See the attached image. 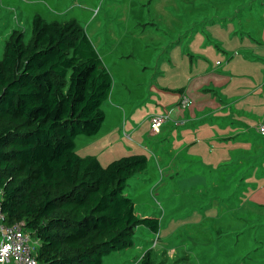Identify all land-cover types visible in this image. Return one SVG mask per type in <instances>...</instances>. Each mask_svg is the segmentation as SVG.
Segmentation results:
<instances>
[{
	"label": "rangeland",
	"instance_id": "1",
	"mask_svg": "<svg viewBox=\"0 0 264 264\" xmlns=\"http://www.w3.org/2000/svg\"><path fill=\"white\" fill-rule=\"evenodd\" d=\"M195 1L202 12L194 16L190 0H0V59L14 33L30 37L34 14H42L50 21L75 18L85 27L115 74L111 97L103 105L108 120L118 118L115 111L119 105L114 104L130 100L144 103L135 111L138 116L134 121L147 129L148 167L128 181L125 192L134 199L137 212L159 218L160 230L156 233L145 225L137 226L134 244L104 255L105 264H241L237 259L246 254L251 260L245 257V264H260L259 260H263L259 256L264 255V219L254 221L255 215L245 213L243 220L230 213V199H224L218 193L219 188L212 184L213 179L221 177L219 174L214 178L210 169L191 155L189 149L172 148L173 135L169 132L165 139L148 133L150 122L146 119L150 108L145 102L150 82L159 80L184 86L186 74L181 73V66L190 57L189 52L194 54L190 57L192 68H196L199 59H205L212 69L234 72V78L242 81L244 87L231 98H252L257 113L246 116L253 120L261 117L259 131L264 123V107L259 108V101L254 102L257 97L264 98V38H260L264 0ZM207 22L220 25L215 31L221 36H212L215 31L205 28L207 25L198 31L191 27ZM230 22L236 27L234 35H246L245 43L252 40L248 36L256 40H252L256 46L253 59L242 58L251 55L244 50V45H239L238 38L237 42L229 43L232 38H227L225 33L234 27ZM179 26L182 30L179 34H190L188 39L171 44L161 53V43ZM201 39L219 44L221 49L206 59L197 52H205V47L200 45L195 52L192 49L195 40ZM254 75L263 79L260 81L257 77L255 83L252 81L255 86L250 83ZM259 82L263 86H259ZM174 164L178 172L169 177ZM246 170L247 166L243 167L238 177ZM258 171L259 168H254L247 173L243 181L247 189L250 188L248 180L253 185L259 183ZM238 190L242 191L241 186Z\"/></svg>",
	"mask_w": 264,
	"mask_h": 264
},
{
	"label": "trees",
	"instance_id": "2",
	"mask_svg": "<svg viewBox=\"0 0 264 264\" xmlns=\"http://www.w3.org/2000/svg\"><path fill=\"white\" fill-rule=\"evenodd\" d=\"M31 25L30 37L14 33L0 59L5 221L22 222L40 241V264H105L104 255L134 244L137 226L160 230L159 218L140 216L125 192L147 169L148 156L132 153L103 165L77 152V136L96 135L105 121L113 74L77 19L36 13Z\"/></svg>",
	"mask_w": 264,
	"mask_h": 264
},
{
	"label": "crops",
	"instance_id": "3",
	"mask_svg": "<svg viewBox=\"0 0 264 264\" xmlns=\"http://www.w3.org/2000/svg\"><path fill=\"white\" fill-rule=\"evenodd\" d=\"M190 1L191 6L189 7L194 16L196 13L202 12L200 7H196L197 3L195 0ZM189 7H186V9H189ZM230 20H233V16H231ZM232 22L230 23L234 27L232 31L225 33V36L229 39L232 38L229 43L237 42L236 38H238L239 45H244V50L251 55L242 56V58L244 60L253 59L256 46L252 40L254 42L256 40L252 36H248L252 39L248 44L244 41L246 35H234L236 27ZM210 24L213 23L207 22L204 25H195L199 27H191L196 28L197 31L201 26L205 27V25H207L205 28L214 31L216 28H220L218 24L211 26ZM177 29L172 34H168L164 40L165 43H161V53L167 51L172 46H170V42L175 44L183 42V39H188L190 34H179L182 30L180 26ZM197 31L195 30L194 32ZM211 35L221 36L216 31L215 33H211ZM260 36V38H264V24L261 27ZM200 45L205 47V52H197L204 55L206 59H209L215 50L221 49L219 44H216L218 45L216 46L210 44L208 39H201L199 42L195 40L194 48H192L193 51L199 50L201 48ZM189 53L190 57L194 55L191 52ZM199 54H195V56ZM190 57L181 66L183 69L181 73L183 75L186 74L187 83L184 86L164 84L159 80H152L150 82L148 88L149 97L145 102L149 106L150 111L146 121L150 122V116L153 114L169 112L171 119L166 123L171 122L169 124H172V126L169 124L165 126L163 124L164 127L162 125L159 129H153L148 125V133L150 136H164L163 139H165L167 137L165 135L169 132L170 136L173 135L172 148L189 149L191 155L197 157L206 168L210 169L214 178L218 176L219 170L225 168L224 170L227 173L224 174V179H213L212 184L216 188H219L218 193L224 199H230L228 210L243 220L245 213H250L251 216H256L252 218L254 221L260 222V220L264 219V139L260 135L261 133L258 128V122L261 117L259 120H253L246 116L247 113H257L255 108H253L256 106L251 103L253 101L252 98H247V96L231 98L235 97L244 87L242 81H237L234 78V72L231 70L220 72L212 69L205 59H199L196 62V68H192V59ZM105 64L112 72V68L106 62ZM112 74L115 79V74L113 72ZM257 77L260 81L263 80L260 76L254 75L253 79H250V83L252 81L255 83ZM255 85L253 84V86ZM258 85L263 86L261 82ZM175 89L177 92L174 91ZM181 89L182 91H180ZM184 93L188 94L193 100V104L187 109L183 108L180 104ZM263 100L264 98L260 96L254 102L259 101V108H262L264 107ZM138 102L130 100L128 103L124 101L120 104H114V106L119 105L115 111L118 118L109 121L108 114L106 113L105 121L96 135L89 137L79 135L76 142L77 152L81 156L95 155L103 165H107L113 159L127 154L143 153L148 156V145L145 139L147 129H142L143 125L139 126L140 123L134 121L138 116L135 111L144 104ZM125 105H127L128 112ZM234 108L235 110H233ZM247 162L254 163L253 168L250 170L259 168L258 173L261 177L259 183L256 185H253L248 180L250 183V188L248 189L245 187L246 182L243 181L250 170H246L241 177H238L243 169V165ZM177 172V165L174 164L168 176H173ZM240 186L242 188L241 192L238 190ZM230 207H233V209ZM138 214L145 217L142 213L138 212ZM163 214L165 216L166 210L163 211ZM246 255L240 256L237 262L240 261L241 264H245V257L251 260V257L247 258ZM259 258L263 259L262 261L260 259L259 263L264 264V255H260ZM254 262L256 263V261ZM250 264H253V262H250Z\"/></svg>",
	"mask_w": 264,
	"mask_h": 264
},
{
	"label": "built area",
	"instance_id": "4",
	"mask_svg": "<svg viewBox=\"0 0 264 264\" xmlns=\"http://www.w3.org/2000/svg\"><path fill=\"white\" fill-rule=\"evenodd\" d=\"M180 104L187 109L193 104L191 97L184 93ZM171 119L169 112L150 116V126L159 129ZM264 134V123L260 126ZM40 241L25 229L22 222L7 223L0 203V264H40L37 259V247Z\"/></svg>",
	"mask_w": 264,
	"mask_h": 264
}]
</instances>
